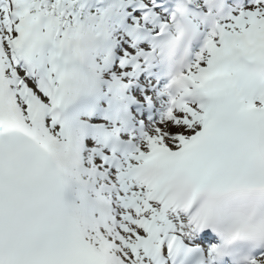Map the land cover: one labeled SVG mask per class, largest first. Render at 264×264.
Masks as SVG:
<instances>
[{"label":"snow or ice","instance_id":"6c2138e0","mask_svg":"<svg viewBox=\"0 0 264 264\" xmlns=\"http://www.w3.org/2000/svg\"><path fill=\"white\" fill-rule=\"evenodd\" d=\"M0 264H264V0H0Z\"/></svg>","mask_w":264,"mask_h":264}]
</instances>
